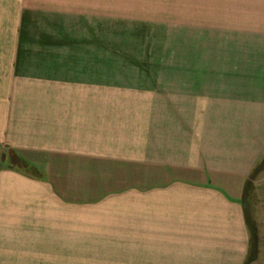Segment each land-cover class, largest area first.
Listing matches in <instances>:
<instances>
[{
    "label": "crops",
    "instance_id": "0c3cea01",
    "mask_svg": "<svg viewBox=\"0 0 264 264\" xmlns=\"http://www.w3.org/2000/svg\"><path fill=\"white\" fill-rule=\"evenodd\" d=\"M117 3L0 0V264H245L264 0Z\"/></svg>",
    "mask_w": 264,
    "mask_h": 264
},
{
    "label": "rangeland",
    "instance_id": "374dc122",
    "mask_svg": "<svg viewBox=\"0 0 264 264\" xmlns=\"http://www.w3.org/2000/svg\"><path fill=\"white\" fill-rule=\"evenodd\" d=\"M180 2L181 0H170V2ZM117 0H112V17H116L118 18V7H117ZM144 18H146V16H150L151 13L149 10H147L146 8H143L142 11ZM263 172L261 175L262 177H256V180L254 182V184H256L255 186H253L252 191L249 192V195H247V198H244V205L246 208V211L249 212L250 217L253 221V224L256 227L261 228L262 226L264 227V169H262ZM259 172V173H260ZM32 173V172H30ZM258 173V174H259ZM257 174V175H258ZM261 178V179H260ZM257 235H258V231H257ZM258 237V236H257ZM91 262H94V264H97L96 262H101L103 264H108L107 261L104 260H90ZM80 264H84L85 262L83 260L79 261Z\"/></svg>",
    "mask_w": 264,
    "mask_h": 264
},
{
    "label": "trees",
    "instance_id": "16d2710c",
    "mask_svg": "<svg viewBox=\"0 0 264 264\" xmlns=\"http://www.w3.org/2000/svg\"><path fill=\"white\" fill-rule=\"evenodd\" d=\"M10 160L13 165H17L20 168H26L27 165L25 163H21L14 154L10 153ZM264 169V158L262 162L255 168L253 171L251 177L249 180L245 183L244 186V193L243 197L246 199L247 195H249V192L252 191L253 189V180L257 176V174ZM245 218H246V224L248 226L249 232H250V249H249V254L248 258L246 260L245 264H250L253 262L258 254V237H257V230L255 225L253 224V221L250 217L249 212L246 211L245 208Z\"/></svg>",
    "mask_w": 264,
    "mask_h": 264
}]
</instances>
